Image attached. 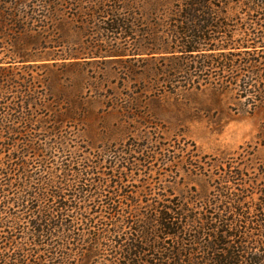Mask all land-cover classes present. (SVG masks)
Returning <instances> with one entry per match:
<instances>
[{"label":"rangeland","instance_id":"obj_1","mask_svg":"<svg viewBox=\"0 0 264 264\" xmlns=\"http://www.w3.org/2000/svg\"><path fill=\"white\" fill-rule=\"evenodd\" d=\"M19 2L18 27L11 26L17 37L0 38L6 68L0 71V119L5 115L1 124L10 126L8 138L0 135V184L27 196L33 181L76 179L91 189L102 184L106 195L93 190L79 203L90 217L81 222L76 216L75 237L82 234V242L57 238L56 253H47L43 264L80 263L90 233L108 236L110 199L119 220L132 223L116 222L126 241L138 217L157 205L182 202L200 215L218 212L221 187L231 196L244 189L246 205L256 202L264 192V100L254 106L236 92L189 86L185 74L171 69L178 66L174 57L145 54L157 0ZM112 20L124 22L125 30H107ZM199 74L193 76L206 79ZM62 166L71 169L69 181L60 175ZM228 170L243 179L226 182ZM118 176L123 179L116 186ZM27 206H34L32 198ZM15 210L6 209L10 216ZM6 236L0 221V264L5 253L13 254ZM101 249L100 259L115 260V253ZM67 255L68 262L60 259Z\"/></svg>","mask_w":264,"mask_h":264},{"label":"trees","instance_id":"obj_2","mask_svg":"<svg viewBox=\"0 0 264 264\" xmlns=\"http://www.w3.org/2000/svg\"><path fill=\"white\" fill-rule=\"evenodd\" d=\"M19 5V0H0V38L17 37L18 29H11V26L14 23L18 27ZM153 7V23L148 24L153 27V35L147 38L153 43L145 46V54L174 57L178 66L171 69L185 74L183 83L189 86L209 85L223 92H236L239 98H246L254 106L264 100V0H157ZM231 9L236 13L230 15ZM237 14L245 18L239 19ZM112 22L107 30H125L124 22ZM18 54L21 58L27 55L20 51ZM5 69L0 65V71ZM211 70L217 72L216 78ZM198 72L206 79L193 76ZM242 73L245 76L238 83ZM3 118L5 115L0 119V135L6 136L10 126L1 124ZM61 168V177L69 181L71 169ZM227 173L226 182L243 179L241 172L232 174V170H228ZM77 174L82 175V171ZM121 178L118 176L116 186ZM49 179L41 186L31 182L27 196L17 192L16 186L5 189V185L0 184V203L8 210L18 209L13 216L7 214L6 209L0 211V214L5 213L0 216L7 233L5 240L14 246L13 254L3 256V264H43L47 253H56L57 238L65 243L75 238L82 242V234L77 233L75 237L79 226L76 216L81 217V222L89 221L90 217L79 203L86 202L93 190L103 196V185L98 183L97 188L91 189L81 180L73 179L75 182L69 184ZM78 182L83 186L76 184ZM99 188L100 191H96ZM230 193L228 188L221 187L220 195L224 198L220 206L223 208L219 207L218 212L206 210L201 215L188 203L157 205L150 215L138 217L139 225L131 227L132 236L127 241L121 236L119 224L132 223L119 220L117 207L110 199L107 207L111 227L105 230L108 236L99 231L90 233L87 252L82 254L80 263L72 264H264V192L251 206L246 205L244 189L233 196ZM30 198L34 204L32 208L27 206ZM20 208L23 209L19 211ZM105 239L112 243H103ZM58 246L67 248L65 244ZM101 247L115 253V260L100 259ZM69 258L67 255L60 259L68 262Z\"/></svg>","mask_w":264,"mask_h":264}]
</instances>
